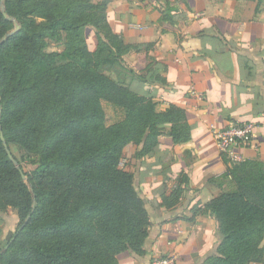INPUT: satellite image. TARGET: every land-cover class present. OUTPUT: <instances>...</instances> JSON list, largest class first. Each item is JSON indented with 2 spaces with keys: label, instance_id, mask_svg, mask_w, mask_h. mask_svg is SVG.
<instances>
[{
  "label": "trees",
  "instance_id": "trees-1",
  "mask_svg": "<svg viewBox=\"0 0 264 264\" xmlns=\"http://www.w3.org/2000/svg\"><path fill=\"white\" fill-rule=\"evenodd\" d=\"M111 1L0 0V39L13 21L19 25L0 45V132L20 168L0 139V214L13 210L18 218L0 264H118L121 253H144L149 215L121 167L124 149L139 147V159L152 152L163 124L175 143L186 142L189 130L181 110L159 113L121 80L120 69L134 75L123 61L132 47L110 28ZM85 28L96 36L93 50L80 36ZM48 40L63 50L46 52ZM103 103L122 117L109 123ZM230 173L235 190L206 206L218 239L200 264L264 258V171L244 164Z\"/></svg>",
  "mask_w": 264,
  "mask_h": 264
},
{
  "label": "crops",
  "instance_id": "crops-1",
  "mask_svg": "<svg viewBox=\"0 0 264 264\" xmlns=\"http://www.w3.org/2000/svg\"><path fill=\"white\" fill-rule=\"evenodd\" d=\"M106 13L113 33L132 47L123 61L134 75L120 69L121 80L157 112L181 110L189 130L186 142L175 143L163 124L152 152L139 159V147L124 149L121 167L133 176L149 227L143 255L121 253L118 264L169 255L176 264H200L218 239L207 203L235 190L232 169L264 171V0H113ZM80 36L96 47L91 28ZM233 123L255 126L248 143L233 148L236 160L219 151L210 128Z\"/></svg>",
  "mask_w": 264,
  "mask_h": 264
},
{
  "label": "built area",
  "instance_id": "built-area-1",
  "mask_svg": "<svg viewBox=\"0 0 264 264\" xmlns=\"http://www.w3.org/2000/svg\"><path fill=\"white\" fill-rule=\"evenodd\" d=\"M215 133L217 147L223 154H232V150L239 144H247L254 133L255 126L252 123H233L226 128L215 131L213 126H210ZM233 159H237L234 154ZM149 264H176L175 255L156 256L150 260Z\"/></svg>",
  "mask_w": 264,
  "mask_h": 264
},
{
  "label": "rangeland",
  "instance_id": "rangeland-1",
  "mask_svg": "<svg viewBox=\"0 0 264 264\" xmlns=\"http://www.w3.org/2000/svg\"><path fill=\"white\" fill-rule=\"evenodd\" d=\"M46 46L48 51L54 52H59L60 48H63L62 42L58 43L53 40H48ZM103 106L109 123L116 121L119 116L114 112L113 108L107 103H103ZM12 152L19 157L17 150L12 148ZM23 168L25 172L31 170V166L27 164V162L23 163ZM17 225L18 218L15 211L7 210L5 213L0 214V247H3L9 241L14 234Z\"/></svg>",
  "mask_w": 264,
  "mask_h": 264
},
{
  "label": "water",
  "instance_id": "water-1",
  "mask_svg": "<svg viewBox=\"0 0 264 264\" xmlns=\"http://www.w3.org/2000/svg\"><path fill=\"white\" fill-rule=\"evenodd\" d=\"M2 1H3V0H1V2H2ZM2 10H3V9H2ZM3 11H4V10H3ZM3 14H4V12H3ZM4 15H5V14H4ZM13 23H14V29H13V31H12L11 33H9L7 36H4V37H2V38L0 39V45H1L4 41H6V39H7L9 36L15 34V33L19 30V25H18L15 21H13ZM0 118H1V110H0ZM0 127H1V125H0ZM0 139H1L2 143H3V146H4V148H5V151H6L7 155H8V157H9V159H10L13 163H15V161H14V159H13V157H12V154H11L10 150L8 149L7 144L5 143V140H4V137H3L2 132H0ZM15 166H16V168H17L18 170H20L19 166H18L16 163H15ZM22 178L25 179L24 175H22ZM13 239H14V237H13Z\"/></svg>",
  "mask_w": 264,
  "mask_h": 264
}]
</instances>
